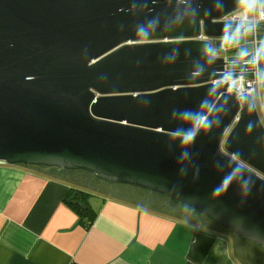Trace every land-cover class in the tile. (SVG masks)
Listing matches in <instances>:
<instances>
[{"label": "water", "instance_id": "obj_1", "mask_svg": "<svg viewBox=\"0 0 264 264\" xmlns=\"http://www.w3.org/2000/svg\"><path fill=\"white\" fill-rule=\"evenodd\" d=\"M244 6L0 0V165L122 181L180 201L264 249V127L253 97L229 93L222 81H264V52L222 59L196 39L264 33V22L243 31L220 21ZM185 113L211 125L188 143Z\"/></svg>", "mask_w": 264, "mask_h": 264}, {"label": "crops", "instance_id": "obj_2", "mask_svg": "<svg viewBox=\"0 0 264 264\" xmlns=\"http://www.w3.org/2000/svg\"><path fill=\"white\" fill-rule=\"evenodd\" d=\"M78 189L0 165V264H245L231 237L147 206L144 188L128 201L80 188L91 219L68 202Z\"/></svg>", "mask_w": 264, "mask_h": 264}, {"label": "trees", "instance_id": "obj_3", "mask_svg": "<svg viewBox=\"0 0 264 264\" xmlns=\"http://www.w3.org/2000/svg\"><path fill=\"white\" fill-rule=\"evenodd\" d=\"M230 43H233L232 40H229ZM234 44V43H233ZM238 45V44H235ZM238 50V49H237ZM243 50H245V47H243ZM238 52V51H237ZM24 168H28L30 170L33 171H39V172H51L54 173L56 176H61L63 178L66 179V175L63 174V172L66 171H62V170H58L57 168H49V167H43V166H28V167H24ZM59 171V172H57ZM68 172V171H67ZM69 175L70 177H74V176H82L84 178H86L85 176L88 175L89 173L81 171V172H77V173H71L73 171H70ZM96 178V177H95ZM97 179V178H96ZM79 189L75 190V192L70 196V198L68 199V202L70 204H72L74 206V201L79 202L84 209L82 211H79L78 209L77 212L79 213V215L81 217H86V218H90L91 219V214H92V210L90 208V205L88 203V197L89 194L86 191H81V189H87V185L85 186V183H81V184H77ZM81 188V189H80ZM115 194L111 195V196H115L117 198H120L122 200H131L134 197V194L136 191L139 192H143L142 189H136L133 188L132 186H124V185H117L114 188ZM74 195H76V198L73 199ZM83 198L84 199V204H82L78 198ZM145 204L147 206H150L151 208H155L158 211H161L165 214L171 215V216H175V217H179L185 220H189V221H198L200 223H202L204 226L218 231L224 235H227L231 238L234 237V233L228 231V229L224 226L219 225L217 222L213 221L212 219L201 215L198 212H194L192 211V209L176 200H168V197L162 194H157V193H153V194H149L147 190H145ZM240 238V242L242 240L243 243H245V246L248 245L249 247H252L255 250H258L259 247H257L256 245H253L251 243V241L249 242L248 240H245L241 237ZM245 240V241H244ZM248 243V244H247ZM251 245V246H250Z\"/></svg>", "mask_w": 264, "mask_h": 264}, {"label": "built area", "instance_id": "obj_4", "mask_svg": "<svg viewBox=\"0 0 264 264\" xmlns=\"http://www.w3.org/2000/svg\"><path fill=\"white\" fill-rule=\"evenodd\" d=\"M245 7V6H244ZM254 7L252 8V15L250 17L247 16L246 12L244 11V8L240 10L239 12H236L234 14L228 15L225 18H222L220 21L222 22H234L240 26L243 31H245L248 27V25H255L260 22H264V10H259L258 14L255 15L253 13ZM251 38L247 44L244 45L245 50H243V53L241 55H253L254 59L255 56L260 53L264 52V33L258 34L254 30H251L250 32ZM199 41H206L210 44V48L212 49L211 54L213 56L226 59L228 56H231L232 53L235 52L234 55L237 54V49L240 47H243L242 45H235L225 40V38H206L202 33L199 35L198 38H196ZM230 46H234V50H230ZM216 50L218 51L216 53ZM223 82L228 83V89L227 91L229 93H236L237 97L243 94H249L252 97L255 94V89L261 87L263 93H264V81H258L256 78L254 79H248V78H242L241 76L236 79H231L228 76H225L222 80ZM237 121V118H234L233 123ZM264 179V178H262Z\"/></svg>", "mask_w": 264, "mask_h": 264}, {"label": "flooded vegetation", "instance_id": "obj_5", "mask_svg": "<svg viewBox=\"0 0 264 264\" xmlns=\"http://www.w3.org/2000/svg\"><path fill=\"white\" fill-rule=\"evenodd\" d=\"M62 171H66V172H63V174L66 175V180L70 181L75 186L77 184L85 183V186L87 185L86 188H87L88 191L89 190H94V191L101 192L103 194L114 195L115 194L114 188L117 185H124V186L128 185V186H130L129 184H127L125 182H122V181H118V182L108 181V180H106L104 178L97 177L92 172H89V171H86V170H82V169H75V170H70V171H73L71 173H77V172H81V171L87 172L89 174L85 176L86 178H84L82 176L70 177L69 175H71V174H70L69 170H62ZM133 188H137V187H133ZM139 188H137V189H139ZM149 194L151 195V193H149ZM78 200L82 204H84V199L83 198L80 197V198H78ZM168 200H170V199L168 198ZM239 237L242 238V236H238V235L234 234V237L232 238V240L235 242L236 248L239 250V253L242 256L245 255V258H246L245 264H257V263H260V264L263 263L264 264V249L262 247H260L259 245H256L255 242L252 243L251 240H248V241L249 242L251 241V243L253 245H256L257 247H259V249L255 250L253 248V246L252 247H249L248 245L245 246V243H243L242 240L240 242V238ZM243 239L246 240V238H243Z\"/></svg>", "mask_w": 264, "mask_h": 264}, {"label": "rangeland", "instance_id": "obj_6", "mask_svg": "<svg viewBox=\"0 0 264 264\" xmlns=\"http://www.w3.org/2000/svg\"><path fill=\"white\" fill-rule=\"evenodd\" d=\"M254 7L253 13L255 15L258 14V11L264 10V0H251V7H249L248 4L245 3L244 11L246 12L247 16L250 17L252 15V8ZM231 38L230 40L233 41L234 44L240 43L244 47L245 44H247L251 38L250 33H242L239 35H234L229 37ZM232 43V44H233ZM243 47H240L237 52V56L241 55L243 53ZM234 46H230V50H234ZM259 90L257 91V88L255 89V94L253 96V101L255 103V107L260 119V122L262 126L264 127V93L261 89V87L258 88ZM262 178V176H259Z\"/></svg>", "mask_w": 264, "mask_h": 264}, {"label": "clouds", "instance_id": "obj_7", "mask_svg": "<svg viewBox=\"0 0 264 264\" xmlns=\"http://www.w3.org/2000/svg\"><path fill=\"white\" fill-rule=\"evenodd\" d=\"M246 4L251 7V0H243ZM229 37H225V40L228 41ZM240 45V43H238ZM209 52L212 51L211 48L208 49ZM185 117L187 120V123L191 125L190 128L188 129H182L181 131L183 132V142L188 143L192 140H194L197 129L201 126L203 127H211L210 123L208 122V119L206 116L199 115L198 113H185ZM239 171V169H234L232 174H229L228 176L224 177L222 181V185L220 188L216 189L217 192H220L224 187L229 185L232 181L233 175L235 172Z\"/></svg>", "mask_w": 264, "mask_h": 264}]
</instances>
